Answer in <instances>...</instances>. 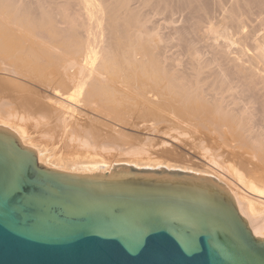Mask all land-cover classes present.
<instances>
[{
	"label": "bare ground",
	"instance_id": "1",
	"mask_svg": "<svg viewBox=\"0 0 264 264\" xmlns=\"http://www.w3.org/2000/svg\"><path fill=\"white\" fill-rule=\"evenodd\" d=\"M132 2L0 0V127L59 172L212 180L264 239V0H233L217 23L224 0ZM161 3L169 19L147 26L141 7ZM117 127L189 135L210 168L155 160L150 137L120 145ZM161 144V156L175 151Z\"/></svg>",
	"mask_w": 264,
	"mask_h": 264
},
{
	"label": "water",
	"instance_id": "2",
	"mask_svg": "<svg viewBox=\"0 0 264 264\" xmlns=\"http://www.w3.org/2000/svg\"><path fill=\"white\" fill-rule=\"evenodd\" d=\"M0 264H264V239L212 180L59 172L0 127Z\"/></svg>",
	"mask_w": 264,
	"mask_h": 264
},
{
	"label": "rangeland",
	"instance_id": "3",
	"mask_svg": "<svg viewBox=\"0 0 264 264\" xmlns=\"http://www.w3.org/2000/svg\"><path fill=\"white\" fill-rule=\"evenodd\" d=\"M23 1L29 2V1H32V0H23ZM145 1H147V0H133L131 6L134 7V8L135 7H140V6H142V4ZM232 2H233V0H224V3L222 5V7L212 8L211 11H210V15H209L210 23L211 22L212 23H217V22L221 21L223 19L224 15H225L226 11L230 8ZM169 4H170L169 1L165 3V5L167 7H169ZM156 7H155L154 4H153V7H152V5L151 6L150 5H145V6L141 7L142 21H144L147 26H152V25L153 26H157L158 24L159 25L160 24L163 25L165 19H167V20L169 19V8L165 7L162 3L160 4V6L158 5L157 9H156ZM255 7L256 6H254V8ZM254 11H256L255 12L256 13L255 19H257V21L259 22V20H261V17L262 18L264 17V14H263L264 11H258V8L257 9L255 8ZM258 22H256V20H255V24H257ZM206 25L207 24H206V21H205L204 26H206ZM263 29L264 28L259 27L258 32L256 33V38L257 39H259L261 37ZM172 52H173V50L167 49V55H171ZM0 77H3V78L5 77L6 78V76L5 75L2 76L1 73H0ZM122 128L121 127H117L116 129H117V131L119 129L120 132L123 133V135L120 132H117V131H116L117 133L114 132L115 134L120 133L122 135V136L120 134L117 135L118 140L121 139L120 143H119L120 145L123 144V146L127 145V146H135V147L136 146H140L143 143H145V141H146L145 138H149L150 137V138L154 139L153 140L154 142L152 141L153 143H151V144H153V145L157 144L158 145V147L157 146L155 147L156 149L154 148L155 152H159L160 153V149L162 148L161 142H163V141L164 142H168L170 145L172 144V147L175 150L174 152H172L173 154L167 155V156H165V155L161 156L162 153H160V155H159V153L156 154V153H153L154 151H150L151 153L155 154L153 156V158L155 157L154 158L155 160H156V157H157V160L160 161V162L163 161V160H166V162H169V163L178 164V165H182L183 164V165H186V166H189V167H192V168L193 167L194 168L196 167L198 169H201V168L204 169L206 167L210 168L205 163L204 159H202V157L200 155L201 151L198 150L196 145L192 144V142L190 141V139H189L190 136L189 135H184V134L179 135V134H176L175 132H173V133L169 132L168 133L167 129L163 130V128H161L162 132H164V131L167 132V134H166L167 136L165 134H164L165 136L163 134H161V135L159 134L160 136L157 135V137H156L155 135H152L151 133H145L144 131L143 132H141V131L139 132L138 130H135V128L134 129H132L130 127H122ZM34 132H36V134L38 133V131H34ZM30 133L32 134L33 131L30 132ZM114 133H113V135H112V133H108V135L111 134L110 135V137H111L110 139H113V140H114V138L117 139L115 137L116 135ZM171 133H172V135H171ZM33 134H35V133H33ZM168 134H169V136H168ZM119 136H121L122 138L119 137ZM170 137H173L174 139H171ZM108 139H109V137H108ZM141 140L144 141V142H142ZM110 141H112V140H110ZM115 142H119V141L116 140ZM150 150H153V149H150ZM114 156L117 157L116 155H114ZM113 158L114 157H112V159ZM118 158H120V157H118ZM227 181H231V180L227 178ZM261 200H264V199H261ZM262 203L264 204V202H259L257 204V205H259L258 207H262Z\"/></svg>",
	"mask_w": 264,
	"mask_h": 264
}]
</instances>
